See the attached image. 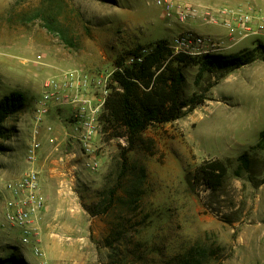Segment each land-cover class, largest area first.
<instances>
[{"label": "rangeland", "instance_id": "374dc122", "mask_svg": "<svg viewBox=\"0 0 264 264\" xmlns=\"http://www.w3.org/2000/svg\"><path fill=\"white\" fill-rule=\"evenodd\" d=\"M155 1L0 0V99L11 93L23 99L4 123L8 136L0 139V264H117L104 246L107 227L87 209L98 202L96 192L129 147L124 131L109 130L104 105L85 146L71 137L70 109L52 110L40 125L33 106L43 80L59 70L105 77L107 101L122 92L115 75L132 70L128 62L144 56L143 50L169 43L186 28L222 32L169 21ZM179 1L264 9V0ZM224 55H239L248 64L212 72L199 70L200 58L175 65L185 78V95H199L204 103L176 121L149 126L142 133L145 146L128 152L130 162L146 170L148 217L136 237L142 247L121 248V260L139 248L142 264H170L188 251L203 253L195 256L203 264H264V150L256 148L264 142V37ZM35 129L39 147L29 159ZM243 155L250 163L240 171ZM216 162L226 173L213 187L207 177L218 173L210 170ZM29 171L38 174L43 208L36 230L26 236L5 214L21 197L8 185Z\"/></svg>", "mask_w": 264, "mask_h": 264}, {"label": "trees", "instance_id": "16d2710c", "mask_svg": "<svg viewBox=\"0 0 264 264\" xmlns=\"http://www.w3.org/2000/svg\"><path fill=\"white\" fill-rule=\"evenodd\" d=\"M154 45L153 51L141 63L135 64L132 70L126 69L124 74L115 75L122 92L112 93L108 97L103 119L109 130L124 131L129 147L123 149L121 161L115 164L113 172L109 173L104 185L96 192L98 202L87 209L92 216L100 217L107 227L104 246L111 251L112 256L118 258L115 261L117 264H142L145 260L139 248L131 253L127 251L126 260L119 257L123 255L121 248L128 250L135 245L142 247L136 237L139 229L146 226L148 217L145 206L148 197L146 170L143 166L131 163L127 158L128 152L134 146H145L142 133L149 126L176 121L202 105L205 100L199 95L186 96L183 92L185 78L175 65L181 66L189 58H170L166 43L158 42ZM200 59L201 72L234 70L248 64L247 59L239 55L204 56ZM166 61L167 66L158 73ZM22 104V95L19 93H11L0 99V139L8 136L9 131L4 123L19 111ZM256 148L264 150V142L260 141ZM238 161L240 171L248 170L250 162L247 155L241 156ZM214 166L217 168L211 167L210 170L218 173L208 174L207 180L216 187L221 183L226 170L221 162H216ZM136 227L139 228L134 230ZM143 249L144 253L149 251L148 246H143ZM196 254L202 256L203 253L188 251L177 255L170 264H203L198 257L195 258Z\"/></svg>", "mask_w": 264, "mask_h": 264}, {"label": "built area", "instance_id": "2783aa9c", "mask_svg": "<svg viewBox=\"0 0 264 264\" xmlns=\"http://www.w3.org/2000/svg\"><path fill=\"white\" fill-rule=\"evenodd\" d=\"M155 5L161 10L163 18L180 26L186 27L195 23L222 31L220 34L212 35L199 34L190 28L183 29L166 45L171 53L170 58L199 59L204 56H226L225 52L244 41L253 37H264V9L251 6H200L179 0H156ZM142 52L145 55L132 57L128 66L141 63L152 50ZM37 60H41V56H38ZM106 80L103 76L92 78L79 68L63 69L49 75L43 80L39 97L33 106L37 124L41 125L52 110L68 108L74 132L71 137L88 146L96 133L98 117L108 95ZM38 127L39 125L36 126ZM36 135L37 129L28 154L29 159L35 157V150L39 147ZM87 166L92 171H97L91 164ZM8 188L15 189L14 191L21 197L6 209V221L29 236L36 230L32 226L43 208L37 172L29 171L15 186L11 184ZM25 242H28L27 238ZM34 252L35 255H39L37 248Z\"/></svg>", "mask_w": 264, "mask_h": 264}, {"label": "crops", "instance_id": "0c3cea01", "mask_svg": "<svg viewBox=\"0 0 264 264\" xmlns=\"http://www.w3.org/2000/svg\"><path fill=\"white\" fill-rule=\"evenodd\" d=\"M197 26H199V25H197ZM200 27H202V28H203V27H205V26H199V28H200ZM190 29H191V28H190ZM212 30H213V29H211V30H209V31H212Z\"/></svg>", "mask_w": 264, "mask_h": 264}]
</instances>
